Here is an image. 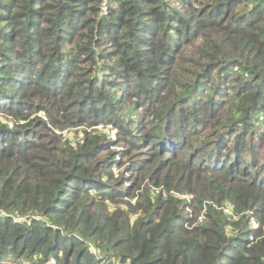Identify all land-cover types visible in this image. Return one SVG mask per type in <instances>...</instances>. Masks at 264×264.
I'll list each match as a JSON object with an SVG mask.
<instances>
[{"label":"trees","instance_id":"obj_1","mask_svg":"<svg viewBox=\"0 0 264 264\" xmlns=\"http://www.w3.org/2000/svg\"><path fill=\"white\" fill-rule=\"evenodd\" d=\"M0 117V264H264V0H0Z\"/></svg>","mask_w":264,"mask_h":264},{"label":"rangeland","instance_id":"obj_2","mask_svg":"<svg viewBox=\"0 0 264 264\" xmlns=\"http://www.w3.org/2000/svg\"><path fill=\"white\" fill-rule=\"evenodd\" d=\"M0 119H2L1 117H0ZM103 127L101 128H99V130H110V129H112V130H114L115 131V134H116V130L115 129H113L110 125H102ZM97 128V129H98ZM63 134H64V136L65 137H70L71 138V142L73 141L74 142V140H75V133H74V130H72V129H67V130H64L63 131ZM112 139H114L115 138V136L114 137H111ZM112 149L113 150H117V149H121V148H119V147H112Z\"/></svg>","mask_w":264,"mask_h":264},{"label":"built area","instance_id":"obj_3","mask_svg":"<svg viewBox=\"0 0 264 264\" xmlns=\"http://www.w3.org/2000/svg\"><path fill=\"white\" fill-rule=\"evenodd\" d=\"M102 128L103 126L102 125H98V126H96V128ZM98 128V129H99ZM102 131H104V130H102ZM105 133H107V134H109L111 137H114L115 136V131L114 130H112V129H110V130H105L104 131ZM223 211L225 212V213H227V214H232V211H231V207L229 206V205H225V206H223ZM4 215V213H0V216H3ZM255 223L252 221V226L253 227H255ZM91 251L93 252V250L91 249Z\"/></svg>","mask_w":264,"mask_h":264}]
</instances>
